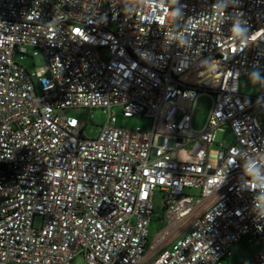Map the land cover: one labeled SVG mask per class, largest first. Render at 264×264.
<instances>
[{"label":"built area","instance_id":"obj_1","mask_svg":"<svg viewBox=\"0 0 264 264\" xmlns=\"http://www.w3.org/2000/svg\"><path fill=\"white\" fill-rule=\"evenodd\" d=\"M123 2L0 0V264H223L246 236L262 242L248 264H264V219L239 188L245 161L264 163V85L239 92L254 65L264 75V0L226 10L248 22L243 51L215 0H180L182 20L169 11L151 25L150 9L129 18ZM174 27L191 48L165 44ZM39 53L40 72L14 58ZM201 96L212 108L197 130ZM117 107L151 128L117 126ZM69 109L107 121L89 138ZM224 128L228 146L217 143Z\"/></svg>","mask_w":264,"mask_h":264},{"label":"clouds","instance_id":"obj_2","mask_svg":"<svg viewBox=\"0 0 264 264\" xmlns=\"http://www.w3.org/2000/svg\"><path fill=\"white\" fill-rule=\"evenodd\" d=\"M123 4V11L129 18H131V14L138 10L143 12L144 8L150 9L147 14L143 15V21L149 25L153 23L162 24L169 11H171V16L175 22L182 20L184 16L183 10L186 7V5L180 3V0H170L171 9L168 6L169 0H124ZM238 5L239 0H215L212 9L216 10L221 23H224L226 19L232 21L230 28L231 37L238 44V51H243L249 46L251 37L249 35L248 22L244 19V13L237 11L232 15L226 16V10L229 7H237ZM220 13H223V15H220ZM51 23L52 21L49 24ZM191 36L192 34H185L182 30L174 27L165 34V44L176 43L179 47L188 49L193 44ZM248 78L253 84L264 85V75H262L258 65L253 66V70L248 73ZM262 101H264V98H258L257 103L260 104ZM260 159L264 160V155ZM242 170L243 175L240 178L239 188L241 191L247 190L255 194L252 211L256 217L264 219V163H260L256 158L250 157L242 165ZM224 181L225 174L217 189Z\"/></svg>","mask_w":264,"mask_h":264},{"label":"rangeland","instance_id":"obj_3","mask_svg":"<svg viewBox=\"0 0 264 264\" xmlns=\"http://www.w3.org/2000/svg\"><path fill=\"white\" fill-rule=\"evenodd\" d=\"M15 61H17L21 66H23L29 73L38 71L40 72L46 64L45 57L42 53H39L37 56H25L20 58L19 54L15 55ZM261 84H253L249 81L248 76H242L239 81V92L247 96H258L260 92ZM212 102L211 99L207 96H201L197 101V105L194 112L193 126L195 129L200 130L204 127L207 117L211 111ZM113 112L116 117V125L120 127H125L128 129H150L152 126V121L143 118V117H131L127 118L123 115V111L120 108H114ZM67 115L79 118L82 121L87 122L85 127L87 136L89 138H95L98 136L99 128L101 124H104L107 121V114L101 109H69L67 110ZM93 115V120L91 121V116ZM258 122L264 126V113H258L257 115ZM234 141L233 134L228 128L219 131L217 133V143L223 144L224 146L230 145ZM178 156L175 155V158ZM187 194H198L199 192L193 190H186ZM162 212L157 211V215H161ZM38 222V220H37ZM158 224L154 220L152 222L151 236L149 243H151L156 234H158ZM250 237L246 236L241 243L236 244L232 248L231 256L228 261H225L223 264H248L252 256L255 255L261 248L262 242L259 240L250 241ZM72 264H84L83 255H79L74 259Z\"/></svg>","mask_w":264,"mask_h":264},{"label":"trees","instance_id":"obj_4","mask_svg":"<svg viewBox=\"0 0 264 264\" xmlns=\"http://www.w3.org/2000/svg\"><path fill=\"white\" fill-rule=\"evenodd\" d=\"M162 216H163V213H162L161 215H159V216L155 219L156 223L158 224V230H160V229L162 228V225H163V224L160 223L161 220H162Z\"/></svg>","mask_w":264,"mask_h":264}]
</instances>
